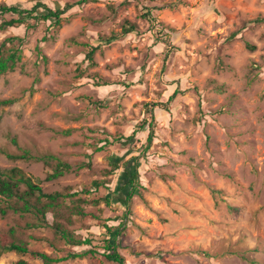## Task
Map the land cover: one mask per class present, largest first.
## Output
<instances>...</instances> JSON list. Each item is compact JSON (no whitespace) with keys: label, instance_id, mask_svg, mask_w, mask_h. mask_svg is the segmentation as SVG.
<instances>
[{"label":"rangeland","instance_id":"rangeland-1","mask_svg":"<svg viewBox=\"0 0 264 264\" xmlns=\"http://www.w3.org/2000/svg\"><path fill=\"white\" fill-rule=\"evenodd\" d=\"M37 1L51 10L73 6L59 28L27 19L0 29V49L20 56L12 71L0 75V101H10L0 105V169L22 170L45 193L80 191L93 180L112 191L122 168L105 175L108 158H135L137 191L127 208L83 204L97 220L74 216L67 223L62 207L57 221L75 237L91 239L101 254L100 238L107 236L98 225L124 215L116 246L126 264H264V0L0 5L30 9ZM145 10L162 24L160 37L141 17ZM12 18L17 16L0 15V23ZM125 21L137 30L120 37ZM111 34L118 39L105 42ZM92 48L94 66L85 59ZM175 91L167 112L154 109L149 147L147 128L129 146L115 142L141 123L145 105L164 103ZM23 150L32 157L52 155L72 170L47 182L49 169L41 162L6 157ZM47 219L51 223L50 214ZM34 222L33 215L8 210L0 215V233L32 251L63 257L59 251L69 247L48 227L28 229ZM31 237L53 242L56 251ZM20 259L43 264L13 252L0 255V264ZM54 264L96 263L84 257Z\"/></svg>","mask_w":264,"mask_h":264},{"label":"trees","instance_id":"trees-1","mask_svg":"<svg viewBox=\"0 0 264 264\" xmlns=\"http://www.w3.org/2000/svg\"><path fill=\"white\" fill-rule=\"evenodd\" d=\"M87 0H78L75 4L81 5L86 3ZM73 5L66 4L61 10H51L47 8L42 2L37 1L30 9H19L16 6L0 5V15L11 14L16 15L17 18H12L0 23V29L7 27H14L16 25L24 24L27 19H34L36 21H51L54 27H61L62 15L69 10ZM42 8L46 13H38V9ZM141 17L155 28V34L158 37L163 34L164 28L158 19L152 17L148 10L141 15ZM137 27L135 24L125 21L121 28V36H125L136 32ZM118 39V36L111 34L104 41L112 42ZM95 48L90 49L85 54V59L89 62V65L94 66L93 56ZM20 56L17 51L0 49V75L7 71H12ZM177 91L168 98L164 103L147 104L144 107L145 116L136 129L126 138L116 139L119 145L125 147L132 144L135 135L139 131L148 129V135L146 139V146L149 147L152 144L154 138V131L156 126L154 109L158 108L167 112L170 102L176 97ZM10 101H0V105L9 104ZM15 144L16 141L12 139ZM9 160L13 161H30L36 160L41 162L44 167L49 171L46 173L45 181L50 182L62 178L65 174L71 172L72 168L69 164L61 162L52 155H42L39 157H32L28 151L23 150L21 154H6ZM51 161H55L52 165ZM109 170H105L104 174H112L115 171L122 168V172L118 177L116 188L110 190L105 187V181L93 180L89 185L83 186L80 191L72 192L70 187L65 188L64 193L43 192L38 180L33 179L30 175L25 174L22 170L13 167L7 170L0 169V215H6L7 211L11 210L13 213L33 215L36 218V222L28 224V229H43L45 227L50 228L58 241L64 243L69 249H63L59 252L65 253L63 257H52L44 252H36L29 249V246L24 241H16L12 238H8L7 235L0 233V255L5 253H16L22 257L28 256L31 259L40 260L43 264H54L66 260H76L84 257H88L96 264H102L103 262L111 264H126L124 257H122L116 246V238L119 235V229L123 225V218L125 216H115L114 220H106L98 226L102 228L103 232L107 236L101 240L103 253L99 254L91 245L92 240L88 238L75 237L67 229L59 223L57 220L60 217V210L65 207L69 214L65 218L67 223H72L73 217H80V219L97 220L94 213L87 212L82 208L83 204H90L93 207H98L103 204L106 208H110L114 203L127 208L133 194L137 191L138 183V162L135 158H131L123 162V157H109L108 158ZM84 165L78 167L82 168ZM88 166V165H87ZM107 189L106 193H101V189ZM212 193H219V191H212ZM93 194L95 196H93ZM82 196H85L84 198ZM70 205V206H69ZM232 214L238 213V208H230ZM50 214L51 223L48 222L47 216ZM109 221H120L117 226H109ZM14 234L13 231H11ZM31 239H33L31 237ZM33 240L47 242L51 248L55 251L57 249L53 242H49L46 239L34 238ZM81 252H76L74 249L77 247H87ZM252 262V261H251ZM16 264H28L24 259H20ZM251 264H255L252 262Z\"/></svg>","mask_w":264,"mask_h":264}]
</instances>
